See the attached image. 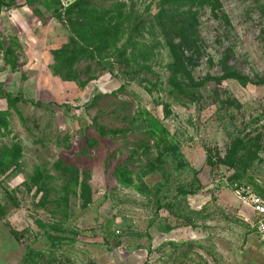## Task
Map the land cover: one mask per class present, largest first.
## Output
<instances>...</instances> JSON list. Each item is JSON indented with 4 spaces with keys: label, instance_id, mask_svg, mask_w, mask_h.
I'll list each match as a JSON object with an SVG mask.
<instances>
[{
    "label": "rangeland",
    "instance_id": "rangeland-1",
    "mask_svg": "<svg viewBox=\"0 0 264 264\" xmlns=\"http://www.w3.org/2000/svg\"><path fill=\"white\" fill-rule=\"evenodd\" d=\"M59 1L0 14L3 48L21 47L0 53V264H264L236 193L264 196V0H220L227 26L201 14L189 80L171 84L167 49L145 36L153 54L133 81L83 89L49 70L68 39ZM126 1L146 14L159 0ZM229 71L248 84L193 88Z\"/></svg>",
    "mask_w": 264,
    "mask_h": 264
},
{
    "label": "trees",
    "instance_id": "trees-1",
    "mask_svg": "<svg viewBox=\"0 0 264 264\" xmlns=\"http://www.w3.org/2000/svg\"><path fill=\"white\" fill-rule=\"evenodd\" d=\"M25 2L31 6V0ZM16 7V0H0V14ZM205 10L214 21L229 25L220 0H159L155 12L146 14H140L126 0H74L63 10L59 7L52 11V17L67 31L68 39L60 48L50 51L49 70L62 82H72L80 89L103 74L133 81L145 66L142 64L153 54L154 47L145 39L149 36L153 41L159 37L168 51L172 61L169 65L173 75L171 84H175L177 76L189 80L190 71L203 54L199 19ZM32 12L36 18L40 17L38 10ZM3 45L0 34V53L11 56L16 48L21 50L16 38L9 39L7 49ZM227 79L235 80L241 86L248 84L245 77L229 71L219 77L207 76L193 88L200 89L211 82L221 83ZM1 94L9 97L7 93ZM98 98L92 99L89 108ZM240 143L241 140H236L232 144V155L237 153ZM18 152V148L13 149V160L17 159ZM207 164L210 169L216 167L211 159ZM82 190L89 193L87 185H82Z\"/></svg>",
    "mask_w": 264,
    "mask_h": 264
},
{
    "label": "built area",
    "instance_id": "built-area-1",
    "mask_svg": "<svg viewBox=\"0 0 264 264\" xmlns=\"http://www.w3.org/2000/svg\"><path fill=\"white\" fill-rule=\"evenodd\" d=\"M74 0H62V5H68ZM241 203L247 206L254 215L255 232L264 243V196L255 195L248 188H239L236 191Z\"/></svg>",
    "mask_w": 264,
    "mask_h": 264
}]
</instances>
